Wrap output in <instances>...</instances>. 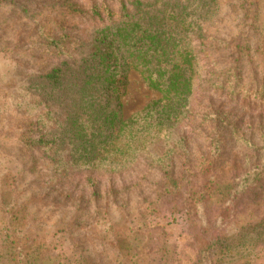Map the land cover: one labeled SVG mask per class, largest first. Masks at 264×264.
<instances>
[{
	"label": "trees",
	"instance_id": "1",
	"mask_svg": "<svg viewBox=\"0 0 264 264\" xmlns=\"http://www.w3.org/2000/svg\"><path fill=\"white\" fill-rule=\"evenodd\" d=\"M99 1L0 0V11L8 17L7 27L15 30L12 44L28 45L35 35L53 51V46L73 45L66 36L68 17L95 11ZM106 1L110 4L102 10L120 20L73 45L75 54L59 67L25 80L23 92L12 96L17 118L4 133L5 141L11 147L21 145L24 156L33 154L37 146L20 141L17 122L25 119L33 125L32 115L44 105L41 117L54 125L48 126L51 135L61 129L58 139L73 165L116 173L133 171L139 160L148 159L150 168L159 171L161 201L182 199L191 223L203 217L205 206L214 200L227 204L217 220L222 226L229 221L223 217H230L231 205L242 196L264 202V0ZM131 72L160 98L125 117L122 100ZM199 92L210 100L195 104ZM225 103L238 107L242 115L226 114ZM62 112L64 121L57 119ZM189 115L200 120L192 131L201 142L196 155L187 147L192 141L175 132ZM226 140L246 151L235 163ZM39 143L55 147L43 139ZM21 160L27 164V158ZM231 162L228 171L233 174L223 181L219 172ZM2 202L11 216L6 264H46L45 242L22 234L25 211L17 208L16 195L4 193ZM106 225L104 233H113L110 245L117 264L140 258L142 251L128 231ZM257 247L264 249V217L202 239L195 264H227L230 256H238L233 254ZM82 264L95 263L89 258Z\"/></svg>",
	"mask_w": 264,
	"mask_h": 264
},
{
	"label": "rangeland",
	"instance_id": "2",
	"mask_svg": "<svg viewBox=\"0 0 264 264\" xmlns=\"http://www.w3.org/2000/svg\"><path fill=\"white\" fill-rule=\"evenodd\" d=\"M102 1L97 3L95 11L68 17L66 36L73 45L88 40L97 28L120 20L102 10V5L110 4ZM46 10H52V6H47ZM5 14L0 11V38L4 39L0 46V264H6L11 234L8 225L11 216L2 202L4 193L15 194L17 208L25 211L22 234L30 240H43L48 247L46 264H82L89 258L95 264H117V254L110 245L113 233H104L107 223L128 231L142 251L140 258L127 264H195L202 239L225 233L234 224L243 226L264 217V202L242 196L231 205L230 217H223L229 220L225 226L217 223L227 207L221 200L209 202L203 217H196L191 223L182 199L161 201L157 185L159 171L150 168L148 159L139 160V166L133 171L110 173L79 169L58 139L61 129L57 134L49 133L48 126L54 125L42 119L46 111L44 105L36 109L35 116L32 115L35 117L33 125L29 126L25 119L22 124L20 120L17 122L21 127L17 131L20 141L36 145L34 153L24 156L21 145L11 147V142L5 141L8 136L4 133L17 118L13 94L23 92L25 80L40 76L43 70L59 67L75 51L69 43L68 46H53V51L46 50V41L38 40L35 35L28 45L12 44L15 30L7 27ZM128 80L129 87L122 100L125 117L142 111L150 100L160 98L157 93L147 90L138 73L131 72ZM19 98H23L22 95ZM202 98H205L204 102L210 100L207 94L199 92L195 104L202 103ZM223 110L233 118L243 113L226 103ZM57 119L64 121L63 112ZM260 119L264 121V114ZM199 123L198 116L189 115L175 129L178 137L192 141L187 146L192 155L202 150L200 140L195 139L192 132ZM41 139L55 144L54 149L41 146ZM20 141H15L14 145ZM225 146L233 147V163L236 157L246 153L228 140ZM26 158L24 165L21 159ZM231 165L232 162L226 165L225 171L219 172L223 181L232 176L233 173L228 171ZM31 166L34 169H29ZM154 203L157 204L156 211L152 206ZM242 254H233L238 256H230L227 264H264L263 248L246 249Z\"/></svg>",
	"mask_w": 264,
	"mask_h": 264
}]
</instances>
